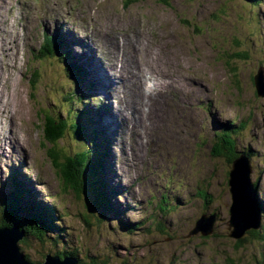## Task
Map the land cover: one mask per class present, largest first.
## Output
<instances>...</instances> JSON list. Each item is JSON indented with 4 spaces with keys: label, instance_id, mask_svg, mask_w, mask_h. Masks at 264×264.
<instances>
[{
    "label": "rangeland",
    "instance_id": "374dc122",
    "mask_svg": "<svg viewBox=\"0 0 264 264\" xmlns=\"http://www.w3.org/2000/svg\"><path fill=\"white\" fill-rule=\"evenodd\" d=\"M58 35L66 41L63 51H70L68 62L62 49L40 56L49 50L45 38ZM71 62L86 71L78 87ZM98 67L105 74L96 93L90 72ZM147 72L149 96L140 99ZM259 72L264 75V0H0V195L15 173L32 194L61 207L87 263L264 264L262 243L241 246L231 236V166L212 152L216 133L227 125L237 147L254 154L251 179H259L264 200V96L254 85ZM70 107L86 112L79 113L87 139L106 155L109 147L113 204L123 209L122 220L138 222L133 233L114 214L99 222L84 207L85 195L67 186L51 163L43 116L64 118ZM111 114L122 126L114 145L113 128L104 130L107 138L100 119ZM12 129L20 145L9 139ZM72 135L58 143L63 155L83 148ZM126 142L133 152L122 149ZM165 195L174 205L167 208ZM202 213L217 214L211 237L189 232ZM51 243L27 238L20 247L35 263L53 250ZM55 245L57 251L75 247Z\"/></svg>",
    "mask_w": 264,
    "mask_h": 264
},
{
    "label": "trees",
    "instance_id": "16d2710c",
    "mask_svg": "<svg viewBox=\"0 0 264 264\" xmlns=\"http://www.w3.org/2000/svg\"><path fill=\"white\" fill-rule=\"evenodd\" d=\"M44 45L45 49L48 48L49 50L46 53L44 52L45 54L42 52L40 54L41 58L52 56L55 50L62 49L64 42L62 40L57 41V39L53 38L49 41V43ZM63 57L66 56L63 55ZM67 57L69 56L67 55ZM68 69L76 81V87H78L80 77L84 75L83 69L75 62H71ZM75 96L76 93L72 94V97ZM67 112L68 115L64 118L59 116V113L57 112H51L52 114L50 117L43 116L44 123L42 124V128L45 132L44 135L46 141L51 143L49 148H47V151L49 158L53 161L52 164L61 172V177L64 179V183H66L67 186L76 190L78 194L82 192L85 195V201L89 204L88 208L84 206L86 209H91L92 214H100L102 220L106 219V217L109 219L111 218L108 213L114 214V217L121 221V228L133 233L137 230L136 226H138V222H136V225L131 226V223L128 220H122V214L125 215V213H123V209L119 210L118 206L113 204L116 202L113 198L115 195L113 189L115 187L112 189V187L108 184L109 181L106 174V156L109 153V147H107L106 155V151H101L98 144L93 143L90 139H87L84 126L81 124L80 115V113L82 115L86 114L84 109L82 111L78 110L74 112L70 107ZM70 130L73 134L72 136L74 137L75 142L76 140L79 141L83 147L78 150L74 156L63 155L62 151L58 147V143L67 133H69ZM216 136L217 141L212 148V152L216 157L225 158L229 163V166L232 167V163L238 154H244L250 161L251 158L253 159L254 154L251 149H239L237 147V140L233 135V130L227 126L223 125L222 130L217 132ZM100 148H102V145ZM229 177L228 173V186ZM252 181L256 190L255 194L257 205L264 218V200L261 199L259 194L260 181L258 178ZM33 194L32 191L26 188L24 183L19 180L17 175L13 174L6 192L0 195V227L18 226L24 230L26 239L36 238L43 241V239L47 238V241L44 240L43 242H52L51 248L53 247L52 251L55 252V255H59L60 257L73 256L79 259L76 250L78 251L80 249H78L74 243L72 238L73 234L71 232L72 227L67 224L66 217L63 215L65 214L64 211L61 207L51 202H45V200L40 198L34 191ZM198 194L204 198L207 204H209L211 197L207 196L206 191L201 190ZM258 196L260 198H257ZM166 204H168V208L169 204L174 205V202L167 199ZM214 212H217V210ZM217 218L218 217H216V219ZM211 235H215L214 230L207 236L200 233V236L204 238L211 237ZM58 238L63 240L64 245L71 242L75 245V247L70 246L71 250L57 252V250H55V244L58 243ZM254 241L262 243L264 246V223H261V227L259 229H251L247 231L244 237L238 239L236 243L243 246ZM24 242L26 241L24 240ZM59 242L63 243L61 241ZM26 258L30 260L27 255ZM104 263L105 261H103V263L100 261L83 263L81 261V264Z\"/></svg>",
    "mask_w": 264,
    "mask_h": 264
},
{
    "label": "water",
    "instance_id": "95a60500",
    "mask_svg": "<svg viewBox=\"0 0 264 264\" xmlns=\"http://www.w3.org/2000/svg\"><path fill=\"white\" fill-rule=\"evenodd\" d=\"M254 85L257 94L264 96V75L262 72L255 75ZM251 170L249 160L242 154L233 161L229 172V186L232 196L229 225L234 228L231 231V236L236 239H241L250 229H259L261 227V210L257 205L254 183L251 179ZM57 172L60 178L63 179L60 174L61 172L59 170ZM215 218V214H202L196 220L191 234L196 235L201 233L204 236L210 235L213 231L212 226ZM230 226L229 229L231 230ZM24 237V230L16 226L0 227V264H78L77 259L74 257L65 256L61 258L52 254L45 255L44 259L40 262L32 263L28 261L26 254L20 247V242Z\"/></svg>",
    "mask_w": 264,
    "mask_h": 264
},
{
    "label": "bare ground",
    "instance_id": "6f19581e",
    "mask_svg": "<svg viewBox=\"0 0 264 264\" xmlns=\"http://www.w3.org/2000/svg\"><path fill=\"white\" fill-rule=\"evenodd\" d=\"M48 12V11H47ZM58 13V12H57ZM68 17H69V15L68 14H66ZM72 15V14H71ZM62 16V15H61ZM65 19V18H64ZM62 20V19H61ZM76 20V19H75ZM74 21V20H73ZM71 22V21H70ZM73 24V23H72ZM70 25V24H69ZM52 30V29H51ZM141 35H142V32L140 33ZM145 34V33H144ZM47 36V35H46ZM131 37V39H132V43H133V37H134V33L130 36ZM142 37H144L143 35H142ZM57 39V38H56ZM52 39H50V41H51ZM52 43V42H51ZM46 44V43H45ZM171 44L172 45H174V43H172L171 42ZM99 45V44H98ZM45 46V45H44ZM171 49V48H170ZM101 50V49H100ZM169 50V49H168ZM174 50H172V51H170V53H172ZM104 53H105V57L108 59V60H111L112 58H110L111 57V52L110 51H106L105 49H104ZM102 55V54H101ZM84 60V59H83ZM87 61L89 62V64H94L93 63V60H92V57H88L87 58ZM85 63V62H84ZM98 64V63H97ZM101 67H102V65H101ZM102 69H103V67H102ZM92 75H93V77H95V79L97 80V87H96V89H97V92L96 93H98V89H101V87H100V81H99V76L101 75V74H105V72H99V67H98V70H96V72H94V70H93V68L91 69V72H90ZM107 74V73H106ZM152 74L151 73H149V72H147L145 75H144V78H145V80H143V81H141L140 80V83L142 82V83H144L145 84V89L143 90V91H141V96H140V99H142V94L143 93H147V95L149 96V92H150V86H149V84L147 83V81H148V77L147 76H151ZM88 77H89V75H88ZM177 81L180 83V80L179 79H177ZM130 85V84H129ZM85 86V85H84ZM176 88L177 89H179V90H186L185 88L183 89L182 87H179V86H176ZM196 89V93H200L201 94V92H202V88L201 87H197V88H195ZM105 91L106 92H108L106 89H105ZM0 94H1V92H0ZM179 94V93H178ZM178 94H175V95H173V96H175V97H177L178 96ZM94 95V94H93ZM180 96H186V93H184V92H182V93H180L179 94ZM103 97V96H102ZM190 97H194V98H196V96L195 95H193V96H190ZM186 99H188V97L186 96L185 97ZM0 103H2V106H4L5 105V102H4V98H2V96L0 95ZM22 104V103H21ZM23 106H25V105H23ZM173 111L174 110H170L168 113H169V115L171 116L172 114H173ZM24 113V112H23ZM183 113V112H182ZM183 114H185V113H183ZM168 116V115H167ZM102 118H105V124L103 125V131L105 130V131H109L110 130V128L112 129L113 128V131H114V134H113V145H114V136L116 135V132L118 131V129L120 128V129H122V126L120 125V123H121V121H116L117 120V117L115 116H113V114H111V115H105V116H101L100 117V119H102ZM110 120H109V119ZM114 122V123H113ZM8 125H10V123L8 124ZM15 124H12V126H14ZM120 125V126H119ZM102 126V125H101ZM124 127L126 128V124H124ZM104 131V134L106 135V137L108 138L109 136L106 134V132ZM12 132H14L13 131V129H12V131H9V134L11 135L10 137H9V139L11 138L12 140H10V141H13L14 143H15V145L17 146L19 143H17V141H16V137H15V135L14 134H12ZM15 137V138H14ZM9 139H8V141H9ZM18 139H19V137H18ZM14 145V146H15ZM20 145V144H19ZM10 148V147H9ZM15 148V147H14ZM125 148V149H124ZM127 148L128 149H130V151L131 152H133V147L131 146V145H129V144H127V142L125 143V145L123 144L122 145V149L126 152L127 151ZM4 152L5 151H3V153L2 152H0V153H2V154H4ZM113 158V148H112V152H111V157H110V159H112ZM107 164V163H106ZM109 165V164H108ZM111 166H112V164H111V162H110V171H111ZM141 175V174H140ZM145 175V174H144ZM144 177H146V176H144ZM128 179V178H127ZM35 184V183H34ZM140 185V184H139ZM131 186V185H130ZM256 191V190H255ZM256 193V192H255ZM257 198H260L259 196L257 197ZM262 199V198H261ZM263 200V199H262ZM212 228H213V226H212ZM251 230V229H250ZM249 231V230H248Z\"/></svg>",
    "mask_w": 264,
    "mask_h": 264
}]
</instances>
